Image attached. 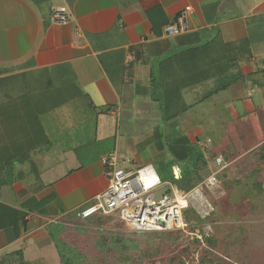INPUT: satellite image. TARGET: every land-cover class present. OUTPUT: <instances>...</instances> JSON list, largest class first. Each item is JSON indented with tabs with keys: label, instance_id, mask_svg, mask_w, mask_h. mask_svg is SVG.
I'll return each mask as SVG.
<instances>
[{
	"label": "crops",
	"instance_id": "obj_1",
	"mask_svg": "<svg viewBox=\"0 0 264 264\" xmlns=\"http://www.w3.org/2000/svg\"><path fill=\"white\" fill-rule=\"evenodd\" d=\"M187 6L188 31L166 36ZM58 8L65 25L52 21ZM154 94L171 110L219 96L237 110L231 124L216 107L206 121L185 115L183 135L206 153L236 161L263 145L264 0H0V264L44 261L52 228L106 189L101 158L117 152L121 119L159 118ZM231 130L241 148L225 146ZM215 167L208 162V176ZM198 189L187 194L200 213Z\"/></svg>",
	"mask_w": 264,
	"mask_h": 264
},
{
	"label": "rangeland",
	"instance_id": "obj_2",
	"mask_svg": "<svg viewBox=\"0 0 264 264\" xmlns=\"http://www.w3.org/2000/svg\"><path fill=\"white\" fill-rule=\"evenodd\" d=\"M153 88L156 92L161 86L156 84ZM251 88L257 89L253 84H250L246 85L245 91L247 92ZM202 90H205V88L202 87L200 91ZM223 95L225 100L231 93L227 92ZM222 97L219 96L214 102L206 104L199 101L196 103L186 102L185 106L187 105L188 108L183 112L181 109L178 110L177 107L171 110L163 96L152 95L151 98L154 101H150V103H156L158 109L154 110L153 115H158L159 118L151 119L150 117L146 119L133 116L130 119L131 123L128 125L124 123L128 122L126 118L121 119L118 131V149L115 154L120 161H125V164L119 167L129 170L133 167L151 164L156 172L157 170L162 172L163 179H160L162 182L165 181L163 182L164 185L155 192L156 197L160 198L168 192L172 162V158L166 152V149L163 151H160V149L162 147L166 148L168 137L173 138L174 135L185 134L184 131L187 130L185 115L191 114L193 123L201 120L206 121L209 120V117L206 118L207 112L216 107V109H219L218 114L221 120L228 121V124H231L230 121H233L231 119L237 110L229 108L230 105L219 101ZM200 98H202V94H200ZM158 105L161 106V110ZM174 111L178 115H175ZM172 113L174 117L171 116ZM258 113L262 118L264 130V112L258 109ZM219 117L211 118V120L215 122ZM174 122L178 123L177 127L171 126ZM217 125L216 127H218ZM216 127L211 128L213 134L216 132ZM231 131L227 134L225 146L228 148L232 144L234 147L241 148L242 143L239 141V135ZM213 134L210 135L214 139L218 137L217 134ZM219 157L222 156H216V158ZM240 166L241 168L247 166L255 175L254 178L249 179V185H252L254 180L264 181V151L253 154L249 160L241 162ZM215 168L212 173L218 171V167ZM212 173L205 178L206 186L202 185V188L199 186L198 192L195 191L192 194L200 196H197V199H192V202L201 214L191 204V208L200 217H206L204 211L212 209L210 213L212 222L202 226L204 233L201 240L198 239L202 245H195L193 241L197 238L189 234H185L184 238L181 236L179 239L171 237L168 244H166V237L163 236V233H135L116 220L93 218L90 221H78V219H71L61 222L68 224L66 227L56 225L52 228L59 235L55 238L52 237L51 242L49 238L46 244L43 243L39 247V249H44L47 255L44 261H38L34 264H61L60 251L66 253L71 248L83 255V258H80L81 264H167L171 261H183L185 264H264V191L260 202L253 200L243 203L244 205H241L239 211L234 213L230 211L231 219H224L223 212L225 211L223 209L228 207L233 199L230 195L232 192L229 194L225 189L231 179L235 178L245 182L242 179L244 173H241L240 169L237 171L236 167L233 166L225 175L220 174L221 171L218 172L214 176L216 181L210 178ZM205 191H208V196H205ZM237 191H240V189L237 188ZM237 191L232 193L234 200L237 197ZM213 234H215L214 249L207 248V244L202 242L203 236L211 235L212 237ZM73 237L75 238L73 239ZM67 241L72 243L68 244Z\"/></svg>",
	"mask_w": 264,
	"mask_h": 264
},
{
	"label": "built area",
	"instance_id": "obj_3",
	"mask_svg": "<svg viewBox=\"0 0 264 264\" xmlns=\"http://www.w3.org/2000/svg\"><path fill=\"white\" fill-rule=\"evenodd\" d=\"M192 8L187 6L180 12L174 23L164 28L166 36L174 37L188 31V15ZM55 24L65 25L69 22V14L65 8H58L51 15ZM206 144L201 148H206ZM101 164L105 168L107 187L96 197V202L82 210L79 216L88 218L96 213L120 219L125 226L135 233H153L179 230L201 240L198 231L192 232L184 219V212L191 207L187 193L169 183L168 192L157 198L155 192L164 185L156 170L150 164L125 170L115 153L104 155ZM218 171L224 170L228 164L222 157L215 159ZM177 179L178 176L174 175ZM166 184V183H165ZM204 180L202 185L206 186Z\"/></svg>",
	"mask_w": 264,
	"mask_h": 264
},
{
	"label": "trees",
	"instance_id": "obj_4",
	"mask_svg": "<svg viewBox=\"0 0 264 264\" xmlns=\"http://www.w3.org/2000/svg\"><path fill=\"white\" fill-rule=\"evenodd\" d=\"M180 15V13H179ZM178 15V16H179ZM177 16V17H178ZM176 17V19H177ZM241 74H238V77H234V79H228L224 80V83H220L215 87L211 95H216L219 92H222L223 90H226L228 87L231 86V84L237 82V79L243 78L240 76ZM175 137H171L167 139L168 143L166 148L162 147L160 151H163L166 149V152L171 156L172 162L170 166V181L169 183L175 187H177L179 190L189 193L195 188L199 187L201 183L205 180V178L209 174V169H208V162L212 161L215 162V158L217 154L215 152H204L201 150V147L198 146V144L192 143L187 135H174ZM231 151V150H230ZM264 151V144L258 147L256 150L249 152L245 156L241 157L240 159L233 161L235 158L234 153L232 154L231 152L229 154L223 153V159L224 161L228 164V166L221 171L220 174L225 175L227 174L228 170H230L233 166L236 167V170L238 171L239 169L241 170V173H244V179L245 182L238 180V179H231L228 187L225 189L226 192L228 191L229 194L233 191H237V188L240 189V191H237L236 193V198L234 200V196L231 193V197H233L232 201L229 203L228 207L224 208L223 210V218H230V211L234 213L235 211H239L241 208V205H244L243 203L246 202H251L253 200L260 202V198L263 197L261 196L263 191H264V181L262 180H254L252 185H249V179L254 178V173L253 171H250L247 166H244L241 168L240 163L245 162V160H249L250 157L253 156V154H256L257 152H262ZM173 166H178L180 170V174L177 179L174 178L173 174ZM157 174L159 175V178L163 179L162 172L157 170ZM165 182V181H163ZM206 190V189H205ZM205 196H208V191L204 192ZM208 199V198H207ZM264 199V198H263ZM209 200V199H208ZM210 201V200H209ZM263 202V200H262ZM231 205V206H230ZM243 207V206H242ZM82 210H80L76 218L78 221H90L93 218H102V219H111V221H117L119 224L125 226V224L118 218L113 217V216H104L100 213H96L88 218L82 219L79 216V213ZM241 215H244L240 213ZM228 215V216H227ZM240 216V215H238ZM237 216V217H238ZM210 214L207 215L206 217H200L196 211H194L191 207H189L185 212H184V219L186 223L188 224L190 230L192 232L198 231L199 234L203 235L204 231H202V226L207 224L208 222H212V217L210 218ZM231 219V218H230ZM101 220V219H100ZM216 224V223H215ZM56 226V225H55ZM126 227V226H125ZM54 228V227H53ZM81 232H84L83 230H79ZM52 233H55L54 231ZM157 233V232H156ZM163 233V236L165 235V242L168 244V241L172 238H180L181 236L184 238L185 233L179 230H174V231H164L160 232ZM59 234H53L52 237L55 238ZM203 241L204 243L207 244V248H213L215 246V234L209 235V236H203ZM75 237H73L74 239ZM195 245H199L202 243L198 239H194L193 241ZM68 244L72 243L71 241H67ZM97 243V242H96ZM204 245V244H203ZM57 247V245H56ZM187 247V246H186ZM68 248V247H67ZM212 250V249H211ZM60 261L61 264H81L80 258H83V255L77 253L74 248H71L70 251L67 250L66 253H63L60 251ZM167 264H185L183 261H171Z\"/></svg>",
	"mask_w": 264,
	"mask_h": 264
},
{
	"label": "bare ground",
	"instance_id": "obj_5",
	"mask_svg": "<svg viewBox=\"0 0 264 264\" xmlns=\"http://www.w3.org/2000/svg\"><path fill=\"white\" fill-rule=\"evenodd\" d=\"M194 193V192H193ZM197 194V193H196Z\"/></svg>",
	"mask_w": 264,
	"mask_h": 264
}]
</instances>
